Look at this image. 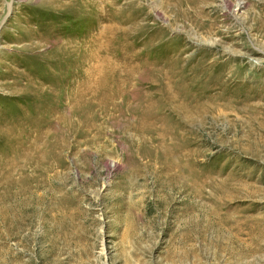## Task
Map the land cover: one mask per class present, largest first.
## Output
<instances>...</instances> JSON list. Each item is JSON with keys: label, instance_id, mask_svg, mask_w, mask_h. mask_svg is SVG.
<instances>
[{"label": "rangeland", "instance_id": "374dc122", "mask_svg": "<svg viewBox=\"0 0 264 264\" xmlns=\"http://www.w3.org/2000/svg\"><path fill=\"white\" fill-rule=\"evenodd\" d=\"M0 264H264V0H0Z\"/></svg>", "mask_w": 264, "mask_h": 264}, {"label": "bare ground", "instance_id": "6f19581e", "mask_svg": "<svg viewBox=\"0 0 264 264\" xmlns=\"http://www.w3.org/2000/svg\"><path fill=\"white\" fill-rule=\"evenodd\" d=\"M225 2V1H224ZM227 5V4H226ZM168 72V71H167ZM196 73V72H195ZM167 75V74H166ZM174 76L173 75H170V78H173ZM169 80V79H168ZM171 80V79H170ZM169 80V81H170ZM178 81V80H177ZM167 83H168V81H167ZM188 83V82H187ZM172 86V85H171ZM176 87V86H175ZM170 88V87H169ZM173 88V87H172ZM179 89L180 88H176V90H175V94H173V95H175L174 97H176V98H187L190 94H191V91H189V92H187V91H181V92H178L179 91ZM174 93V92H173ZM232 93V92H231ZM166 95V94H165ZM234 95V94H233ZM232 95V96H233ZM172 96V95H171ZM231 96V97H232ZM165 97V96H164ZM195 100H196V98H195ZM188 102V101H187ZM187 105H190V104H187ZM187 107V106H186ZM197 107V106H196ZM190 109V108H189ZM188 110V109H187ZM191 110V109H190ZM192 111V110H191ZM188 112V111H187ZM198 112V111H197ZM188 114H190V113H188ZM251 114V113H250ZM187 115V114H186ZM251 117V116H250ZM252 118V117H251ZM255 127V126H254ZM261 127V126H260ZM263 128V127H262ZM259 130V129H258ZM256 131V130H255Z\"/></svg>", "mask_w": 264, "mask_h": 264}]
</instances>
